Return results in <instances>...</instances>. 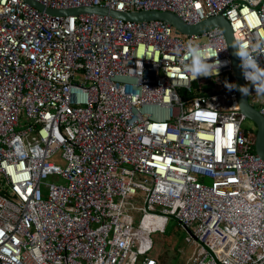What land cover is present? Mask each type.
Segmentation results:
<instances>
[{
  "label": "built area",
  "instance_id": "built-area-1",
  "mask_svg": "<svg viewBox=\"0 0 264 264\" xmlns=\"http://www.w3.org/2000/svg\"><path fill=\"white\" fill-rule=\"evenodd\" d=\"M33 1L226 18L264 117V0ZM174 31L0 0V264H161L171 218L187 264H264V160L225 36Z\"/></svg>",
  "mask_w": 264,
  "mask_h": 264
},
{
  "label": "water",
  "instance_id": "water-1",
  "mask_svg": "<svg viewBox=\"0 0 264 264\" xmlns=\"http://www.w3.org/2000/svg\"><path fill=\"white\" fill-rule=\"evenodd\" d=\"M26 1L37 9L46 11L52 15L99 14L110 15L118 19L134 22L161 20L169 23L177 32L183 35H202L214 28L221 29L229 48L230 58L234 69L235 78L237 80V92L241 113H243L246 118L251 119L257 125L255 150L262 160H264V117L260 111L253 107L249 102L248 85L244 78V69L242 66L241 55L238 51L230 24L226 18L218 16L204 20L201 23L195 25H189L185 23L178 15L170 12L143 11L139 13H122L100 7H83L70 10H51L45 8L43 5L33 0Z\"/></svg>",
  "mask_w": 264,
  "mask_h": 264
},
{
  "label": "rangeland",
  "instance_id": "rangeland-1",
  "mask_svg": "<svg viewBox=\"0 0 264 264\" xmlns=\"http://www.w3.org/2000/svg\"><path fill=\"white\" fill-rule=\"evenodd\" d=\"M177 36L185 39L186 35H183L177 31H174ZM201 40L195 42L200 44ZM255 108L259 111L260 106L255 105ZM242 129L246 133H257V125L249 118H245L242 122ZM51 162L55 165L65 167L66 163L62 157V151L56 153L52 158ZM206 183H210L209 180H204ZM140 215L136 219V224L139 222ZM188 232L184 230L177 222L171 218L167 226L165 233L157 232L152 235L153 239V251L151 256L159 259L161 264H180L189 262L193 253L196 250L194 245L187 243Z\"/></svg>",
  "mask_w": 264,
  "mask_h": 264
},
{
  "label": "trees",
  "instance_id": "trees-1",
  "mask_svg": "<svg viewBox=\"0 0 264 264\" xmlns=\"http://www.w3.org/2000/svg\"><path fill=\"white\" fill-rule=\"evenodd\" d=\"M223 78H224L225 81H230V80L233 79V77H232V75H231L230 73H229V74H225V75L223 76ZM182 94L184 95L185 98H188V99H190V98H194V97H196L197 95H199V93L196 92V91H193V92H191V93H188V92L186 93L184 90H183Z\"/></svg>",
  "mask_w": 264,
  "mask_h": 264
},
{
  "label": "crops",
  "instance_id": "crops-1",
  "mask_svg": "<svg viewBox=\"0 0 264 264\" xmlns=\"http://www.w3.org/2000/svg\"><path fill=\"white\" fill-rule=\"evenodd\" d=\"M179 264V263H178ZM180 264H187V261H186V263H180Z\"/></svg>",
  "mask_w": 264,
  "mask_h": 264
},
{
  "label": "clouds",
  "instance_id": "clouds-1",
  "mask_svg": "<svg viewBox=\"0 0 264 264\" xmlns=\"http://www.w3.org/2000/svg\"><path fill=\"white\" fill-rule=\"evenodd\" d=\"M256 151V150H255Z\"/></svg>",
  "mask_w": 264,
  "mask_h": 264
}]
</instances>
